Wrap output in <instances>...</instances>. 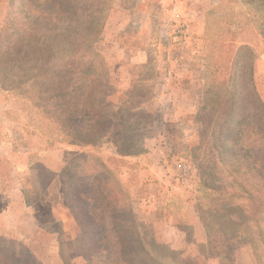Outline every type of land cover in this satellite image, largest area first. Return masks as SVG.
<instances>
[{"label":"rangeland","instance_id":"obj_1","mask_svg":"<svg viewBox=\"0 0 264 264\" xmlns=\"http://www.w3.org/2000/svg\"><path fill=\"white\" fill-rule=\"evenodd\" d=\"M18 10V0H0V48L5 27L21 22ZM96 48L109 66L114 98L127 94L129 124L136 123L143 138L131 156H120L107 141L87 148L114 176L100 194L116 195L119 203L127 194L145 225L140 233L152 236L154 218L145 224L139 198L154 195V204L175 193L174 209L183 214L188 197L193 207L202 206L213 240H229L222 232L227 217L243 216L241 241L229 240L238 249L236 264H264V173L248 161L251 147H264V118L253 94L255 88L264 102V0H111ZM20 77L15 71L5 78L11 92L0 84V262L88 264L99 251V225L84 213L83 236L64 205L60 180L65 172L69 186V176L78 173L84 183L94 162L73 163L83 152L79 146L50 142V124L35 120L41 103L33 87L13 84ZM239 149L249 156L237 162L231 156ZM95 197V213L111 226L107 201ZM195 228L186 227L190 240L200 233ZM149 240L153 264H179L192 253L164 243L155 248Z\"/></svg>","mask_w":264,"mask_h":264},{"label":"trees","instance_id":"obj_2","mask_svg":"<svg viewBox=\"0 0 264 264\" xmlns=\"http://www.w3.org/2000/svg\"><path fill=\"white\" fill-rule=\"evenodd\" d=\"M17 15L21 22L15 28L5 27V42L0 48V79L1 87L6 86L5 78L12 72L18 71L21 76L15 86L30 84L33 87L35 99L40 115L35 119L38 123L45 120L50 124V142L64 141L79 146L82 153H78L71 162L87 163L93 161L95 167L91 175L82 182V175L76 173L68 186L66 173L61 178L64 205L68 207L81 227L83 236L86 233L81 216L88 215L100 229L96 234V243L99 246L97 256L87 258L88 264H153L154 257L147 248L145 238L150 237L153 247H162L153 236L141 234L139 228L145 225L137 220L134 204L125 193H121L123 203L116 201V195H102L114 181L113 173L101 157H92L86 152L87 148H95L100 142L112 143L120 156L135 155V148L143 141L142 135L136 129V123L129 121L133 110L127 107L122 100L127 96L124 93L117 99L111 84L109 66L104 56L97 50L96 45L102 39L107 17L110 14L111 0H18ZM17 90V89H15ZM14 90V92H15ZM256 101L262 109L264 118V102L256 89H253ZM41 117V118H40ZM239 127H234V139L237 138ZM257 149V150H256ZM232 154L238 162L249 155L243 150ZM248 157L249 167L259 173L257 168H264V147L250 148ZM105 176L106 180L99 179ZM203 183H205L203 181ZM119 188V187H118ZM100 196L107 201L108 222L100 219L95 213L96 203ZM68 199V201H67ZM146 198H139L138 205L143 220L146 222L147 213L141 207ZM72 200V201H71ZM83 203H87L85 206ZM143 209V210H142ZM77 210L81 211L77 213ZM84 210V211H83ZM201 222L204 225L207 242L203 245L200 254H186L179 258V264H208L216 260L219 264H236L238 249L232 247L231 242L239 243L243 233L244 217L238 216L239 221L227 217V226L222 225L223 234L228 239L213 240L210 226L205 223L202 206L197 205ZM83 211V213H82ZM183 220V214H178ZM231 220V221H230ZM144 223V222H143ZM147 224V222L145 223ZM81 235V238H83ZM109 236L117 247L110 244ZM230 242V243H229ZM211 250L212 253L209 251ZM182 252V251H181ZM1 264V262H0Z\"/></svg>","mask_w":264,"mask_h":264},{"label":"crops","instance_id":"obj_3","mask_svg":"<svg viewBox=\"0 0 264 264\" xmlns=\"http://www.w3.org/2000/svg\"><path fill=\"white\" fill-rule=\"evenodd\" d=\"M162 195L165 197V202H157L158 199L155 198L156 201L154 204L151 203L154 196L152 195L150 198H146L141 205L147 213V216L154 218L153 232L156 240L160 243L172 245L175 247L173 249L176 251H185L188 249L194 255L200 254V248L207 242V234L200 220L197 205L193 207L192 201L188 199V197H185L182 203L184 205L182 208V220L178 215L179 213L177 214L174 209V200L177 199L175 193H163ZM4 213L8 214V211ZM191 216L195 218L194 223L190 221ZM192 224H196L195 229L200 231V233H197L199 235H197L194 240L188 238L189 236L186 230V227L190 228ZM212 261H214V259Z\"/></svg>","mask_w":264,"mask_h":264},{"label":"built area","instance_id":"obj_4","mask_svg":"<svg viewBox=\"0 0 264 264\" xmlns=\"http://www.w3.org/2000/svg\"><path fill=\"white\" fill-rule=\"evenodd\" d=\"M181 168V167H180Z\"/></svg>","mask_w":264,"mask_h":264}]
</instances>
